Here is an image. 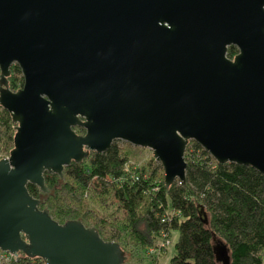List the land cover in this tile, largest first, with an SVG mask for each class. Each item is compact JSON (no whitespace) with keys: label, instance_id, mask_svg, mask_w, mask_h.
<instances>
[{"label":"water","instance_id":"water-1","mask_svg":"<svg viewBox=\"0 0 264 264\" xmlns=\"http://www.w3.org/2000/svg\"><path fill=\"white\" fill-rule=\"evenodd\" d=\"M0 106L16 131L0 161V251L125 264L120 244L55 221L28 186L50 194L46 173L63 180L116 141L151 150L167 188L186 182L191 141L264 174V0H0ZM199 217L209 224L203 206ZM213 251L231 264L216 236Z\"/></svg>","mask_w":264,"mask_h":264},{"label":"trees","instance_id":"trees-1","mask_svg":"<svg viewBox=\"0 0 264 264\" xmlns=\"http://www.w3.org/2000/svg\"><path fill=\"white\" fill-rule=\"evenodd\" d=\"M237 54L236 47H229L230 59ZM23 84L20 68L12 66L10 89L17 91ZM75 131L85 134L81 128ZM15 134L11 115L0 106V153L10 155ZM186 161V182L177 180L167 188L162 165H130L127 153L115 142L107 152L91 153L81 164L67 166L63 180L46 173L50 194L31 184L28 190L60 224L97 221L96 229L105 241L117 242L135 258L138 254L129 250V238L152 264H160L162 251L171 245L172 231L179 233V239L171 264H219L213 251L214 236L230 249L231 264H264V174L248 166L219 164L194 141L188 145ZM109 200L116 202L123 221L96 220L92 205ZM199 206L208 215V225L199 217ZM12 264L45 263L20 254Z\"/></svg>","mask_w":264,"mask_h":264},{"label":"rangeland","instance_id":"rangeland-1","mask_svg":"<svg viewBox=\"0 0 264 264\" xmlns=\"http://www.w3.org/2000/svg\"><path fill=\"white\" fill-rule=\"evenodd\" d=\"M118 147L122 152L127 153L128 161L130 165L135 164L136 166H147L151 164V167H157L160 163L157 162L154 158H152V151L144 148L135 147L124 141H116ZM6 157V153L3 154ZM161 165V164H160ZM104 203V202H103ZM100 202H95L92 207L94 210V216L96 220H100V218H109V220L117 219L118 221H123V213L119 211L115 201H107L105 204ZM112 216V217H111ZM97 221L87 222L86 226L96 228ZM105 234L108 237V229L105 230ZM172 242L168 239V242L171 244L167 249L162 251V256L160 257V264H171V259L176 254V244L179 239V233L177 231H172L170 235ZM128 248L129 250H133L136 252V257H131L130 262L133 264H152V259L149 258L148 255L145 254V251L139 252L135 250L134 244H130V239L128 238ZM154 253L153 251L151 254ZM128 262V261H127ZM126 262V263H127Z\"/></svg>","mask_w":264,"mask_h":264},{"label":"built area","instance_id":"built-area-1","mask_svg":"<svg viewBox=\"0 0 264 264\" xmlns=\"http://www.w3.org/2000/svg\"><path fill=\"white\" fill-rule=\"evenodd\" d=\"M9 158V155L8 156H3L2 153H0V161L2 159H7ZM167 244H169V242H166ZM19 256H15V255H12L10 253H6V252H2L0 251V264H12V263H17L19 261Z\"/></svg>","mask_w":264,"mask_h":264},{"label":"flooded vegetation","instance_id":"flooded-vegetation-1","mask_svg":"<svg viewBox=\"0 0 264 264\" xmlns=\"http://www.w3.org/2000/svg\"><path fill=\"white\" fill-rule=\"evenodd\" d=\"M238 53H239V51H238ZM237 55H238V54H237ZM234 58H235V57H234ZM234 58H233V59H234Z\"/></svg>","mask_w":264,"mask_h":264}]
</instances>
